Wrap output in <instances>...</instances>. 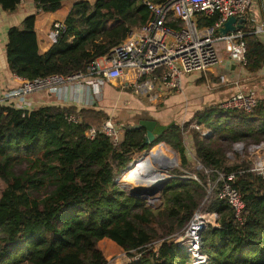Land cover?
<instances>
[{"label": "trees", "instance_id": "16d2710c", "mask_svg": "<svg viewBox=\"0 0 264 264\" xmlns=\"http://www.w3.org/2000/svg\"><path fill=\"white\" fill-rule=\"evenodd\" d=\"M20 1L0 0V8L13 12ZM62 1L33 0L34 11L20 26L8 29L6 61L12 75L31 80L84 73L132 29L152 19L145 0H93V4L80 0L66 16L56 42L40 54L35 16L55 12ZM218 20L217 14L197 18L199 27H213ZM167 25L180 27L174 20ZM243 41L244 67L255 73L264 65V46L251 33ZM69 115L79 121L68 122ZM107 118L109 113L96 106L54 104L30 111L0 106V179L7 185L0 196V264H108L98 248L104 238L127 252L126 264H189L188 253L173 235L197 209L217 217L218 227L208 224L200 234L208 264H264V178L250 171L249 162L239 156L231 160L225 153L237 143L264 141V98L250 112L207 106L183 124L174 123L148 145H143L145 130L128 124L119 130L123 135L116 145L103 133L87 139L85 130ZM192 125L209 133L203 136ZM186 135L192 142L191 156L184 147ZM160 142L180 155L182 169L189 168L190 158L197 179H169L160 190L161 205L151 207L115 179L130 171L126 168L134 154ZM147 153L142 157L146 159ZM184 170L175 175H190ZM216 172L235 174L230 184L244 202L242 222L218 198L221 183L207 194L206 183L216 180Z\"/></svg>", "mask_w": 264, "mask_h": 264}, {"label": "built area", "instance_id": "2783aa9c", "mask_svg": "<svg viewBox=\"0 0 264 264\" xmlns=\"http://www.w3.org/2000/svg\"><path fill=\"white\" fill-rule=\"evenodd\" d=\"M256 0H164L144 3L152 15V19L144 25L133 29L126 39L114 47L105 56L99 57L89 64L86 72H77L70 76H48L31 80L21 78L20 96L26 98L33 92L42 89L58 88L68 81H79L87 78L92 91L97 92L101 82H111L132 73L137 78L150 76L159 81L165 88L179 90L181 78L191 72H206L219 63L215 42H222L229 61L244 68L246 64V46L243 37L247 33L254 34L264 46V16L250 32L241 29L220 34L219 29L231 16L243 18ZM217 14L219 20L213 27H199V16ZM180 22L178 29L167 25L171 20ZM53 28L58 32L65 25L55 22ZM161 71L160 76L157 72ZM147 89L148 84L138 87ZM257 104L253 92L238 91L219 104L222 110L241 109L250 112ZM1 106V105H0ZM24 107V106H20ZM67 121L77 123L79 118L69 115ZM193 128L199 129L197 125ZM103 133L110 137L113 144H118L119 130L111 118L103 120L100 126H89L85 130L87 139L92 140L97 134ZM203 136L208 133L201 132ZM235 154L251 165L250 171L264 178V141L259 144L237 143L234 145ZM246 155V156H245ZM229 158H231L228 155ZM244 157V158H243ZM200 169L199 164L196 165ZM197 179L195 174L191 176ZM235 178L234 173L224 175L216 172V180H208L206 192L211 194L217 183V196L224 200L232 209L236 221L242 222L244 202L237 189L230 182ZM217 219L215 214L195 210L187 225L176 234L173 240L189 255V264H208L207 256L201 252L200 234L205 227L212 225Z\"/></svg>", "mask_w": 264, "mask_h": 264}, {"label": "crops", "instance_id": "0c3cea01", "mask_svg": "<svg viewBox=\"0 0 264 264\" xmlns=\"http://www.w3.org/2000/svg\"><path fill=\"white\" fill-rule=\"evenodd\" d=\"M76 2L78 0H63L60 8L55 12L36 14L34 31L40 54H44L56 42L57 34L53 24L55 22L64 24L66 16ZM33 11V0H21L17 10L13 12H5L0 8L1 106H24L31 110L54 104L74 105L77 108L96 106L106 110L109 117H113L116 128L120 130L123 125L132 126L140 119H153L160 124L174 122L181 125L192 118L196 112L210 105L219 106L238 91L253 92L257 101L264 98V65L257 72L249 73L245 67L237 64L228 65L229 59L225 51L219 56V63L210 70L200 71L198 75L192 72L183 75L179 90L167 89L159 81L152 80L150 76L137 78L128 72L117 80L101 82L97 92L91 90L88 79L85 78L79 81H68L61 86V90L58 88L37 90L26 98H22L20 96L21 78L10 73L6 61L7 31L12 26H20L24 17ZM263 16L264 0H256L243 17V28L252 29ZM142 83H147L148 88L139 90L138 87ZM122 116L123 122L121 123L119 119ZM142 164L137 165L143 166ZM216 220L212 225L218 227ZM99 242L107 246L110 254L117 252V248H120L107 238ZM159 246L160 243L156 244L154 250H157Z\"/></svg>", "mask_w": 264, "mask_h": 264}, {"label": "rangeland", "instance_id": "374dc122", "mask_svg": "<svg viewBox=\"0 0 264 264\" xmlns=\"http://www.w3.org/2000/svg\"><path fill=\"white\" fill-rule=\"evenodd\" d=\"M78 1H80V0H78ZM88 2L91 4L93 1L92 0H88ZM214 47H215V49H216V53H217V56L219 57L223 52H224V46H223V44H222V42H215L214 43ZM201 72L200 71H198V72H192V74H194V75H198V74H200ZM119 112H121V111H119ZM116 113H118V112H116ZM112 116H110V118H111ZM123 116L119 119L120 120V122L122 123L123 122ZM111 120H112V122H114V119H113V117L111 118ZM115 123V122H114ZM116 123H117V120H116ZM125 125H123V127H124ZM202 133L203 132H206V133H209V130H207V129H202V130H200ZM122 135H123V132H119V135H118V138H122ZM188 139H190V141L188 140ZM160 143H162V144H164V147L168 150V152H169V154L172 156V157H174L175 158V160H176V165H174V166H172L170 169H168L167 170V172H166V175H167V178H166V180L163 182V180L162 179H164V177H162L161 175H158V174H154V172L153 173H151L152 174V178L153 179H160L161 181L160 182H162L161 184H159V185H157V186H155V187H152V188H147V187H139V186H134V185H132V184H130L133 180H135L136 178H137V175H138V173H139V171L140 170H145V171H147V172H149V170L147 169V168H145L144 167V165L146 164V163H143L142 165L143 166H139V165H137L138 163H136V161L141 157V156H143L146 152H148L150 149H152V148H155L157 145H159ZM160 143H158V144H156V145H153L150 149H147V150H143L142 152H140V153H136V154H134V156H133V159H132V161H134L135 162V164L137 165H135L134 164V166H136L135 168H133V169H130V173H128L127 174V176H125L126 175V173H123L122 175H120L119 177H121V179H125L126 180V182H125V184H123L122 182H120V180H118V178L119 177H117L116 179H115V182L121 187V188H123V189H125L129 194H132V195H138V196H140V197H144V196H147L148 198H147V201H148V205H150L151 207H156V206H159V205H161V203H162V197H161V193H160V190L158 189L160 186H161V188L163 187V185L165 184V182H167L169 179H171L170 177H172V178H174V177H180V178H192L191 176H192V173H193V171H194V165L191 163V159L189 158V160H188V162H187V164H188V167L189 168H185V170L184 169H182L181 168V158H180V155L178 154V153H176L172 148H170V147H168L167 145H165V143L164 142H160ZM184 147H185V151H186V153H187V155L189 156H191V154H192V142H191V138H190V136L188 135H186L185 136V139H184ZM234 149V145H232L230 148H228V149H226V151H225V153H226V156H230L231 158V160H233L234 158H236L238 155L237 154H235V151L233 150ZM246 156V155H245ZM244 158V157H243ZM244 162H246V161H244ZM23 167V166H22ZM127 169V168H126ZM125 169V170H126ZM177 170H184L185 172H186V174H190V175H186V176H177V175H175V172L177 171ZM150 173V172H149ZM136 175V176H135ZM160 182H158V183H160ZM157 183V184H158ZM130 185V186H129ZM155 185V184H154ZM6 187H7V185H6V183L3 181V180H1L0 179V196H1V194H2V192L6 189ZM150 187V186H149ZM98 248L102 251V253H103V255L105 256V258H106V260H107V263L108 264H123L124 262H130V259L128 258V256H127V254H126V252L125 251H123V249H120V248H117V252H112L111 254L110 253H108V248H107V246H105L103 243H101V242H98ZM125 264V263H124Z\"/></svg>", "mask_w": 264, "mask_h": 264}, {"label": "bare ground", "instance_id": "6f19581e", "mask_svg": "<svg viewBox=\"0 0 264 264\" xmlns=\"http://www.w3.org/2000/svg\"><path fill=\"white\" fill-rule=\"evenodd\" d=\"M156 147L150 149L149 152L147 153L146 159L142 158L138 162V164L146 163L144 167L147 168L150 173L154 172L155 174H158L164 177V179H162L164 182L167 178V175H166L167 170L170 169L172 166L176 165V160L174 157H172L169 154L168 150H166L164 145H157ZM133 167H134V163L131 164L129 168L132 169ZM149 172L145 170H140L137 175V178L133 180L130 184L134 186L143 187V188L144 187L152 188L162 183L160 182L161 180L159 178L153 179L151 177L152 174H150Z\"/></svg>", "mask_w": 264, "mask_h": 264}, {"label": "water", "instance_id": "95a60500", "mask_svg": "<svg viewBox=\"0 0 264 264\" xmlns=\"http://www.w3.org/2000/svg\"><path fill=\"white\" fill-rule=\"evenodd\" d=\"M243 22H244L243 18L231 16L223 23L222 27L219 29V33L226 34L230 31H236L242 29ZM236 24L238 26H236ZM227 63L228 65L231 64L232 66H235L231 61H228ZM14 108L17 110H28V111L31 110L28 107H20V106H14ZM173 123L174 122H170L169 124H160L158 121L153 119H140L136 124L132 125V127L136 129L143 128L145 130V139L143 145H148L152 143L157 136L161 135L164 130L168 129L171 125H173ZM159 145H164V144L160 143ZM142 158L143 157L141 156L136 162H139ZM133 163L134 161H131L130 164L127 166V169ZM158 189L160 190L161 186ZM144 198L147 199L148 197L144 196Z\"/></svg>", "mask_w": 264, "mask_h": 264}]
</instances>
